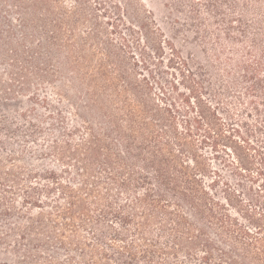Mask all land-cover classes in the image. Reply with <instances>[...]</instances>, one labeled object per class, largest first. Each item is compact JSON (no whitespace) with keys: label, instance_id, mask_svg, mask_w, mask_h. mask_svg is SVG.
<instances>
[{"label":"trees","instance_id":"1","mask_svg":"<svg viewBox=\"0 0 264 264\" xmlns=\"http://www.w3.org/2000/svg\"><path fill=\"white\" fill-rule=\"evenodd\" d=\"M114 3L0 0V264H264V0Z\"/></svg>","mask_w":264,"mask_h":264},{"label":"rangeland","instance_id":"2","mask_svg":"<svg viewBox=\"0 0 264 264\" xmlns=\"http://www.w3.org/2000/svg\"><path fill=\"white\" fill-rule=\"evenodd\" d=\"M148 10H151L154 13L157 22L160 24V27L164 30L166 38L172 40L176 44L177 48L182 52L184 56L191 54H196L201 56L200 48L197 44L192 42V35L185 33V30L181 23L175 21V18L178 17V14H173L170 12V8L166 6V3L169 0H141ZM106 6L111 13H118V10L115 7L114 2L118 0H105ZM117 16V15H114ZM103 19L106 20L104 17ZM122 29L128 34L126 26H122ZM188 34L190 37L185 40V35ZM165 49L161 51H156L152 49H147L146 52H143L136 49V55L138 56L137 65H132L135 68V72L140 78L147 76L150 81L154 84L163 85L168 90L173 89L174 84L177 85L176 92H185L188 93L186 85L188 84V78L178 69L176 65V57L174 56L172 50L167 44H165ZM134 61V60H132ZM157 86V85H156ZM175 92V94H177ZM226 175L230 176V172L227 170ZM230 178V177H229ZM232 181L235 183L236 179L231 177ZM6 260V257L0 254V263H3Z\"/></svg>","mask_w":264,"mask_h":264}]
</instances>
